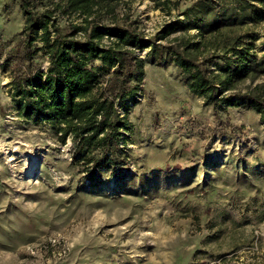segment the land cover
<instances>
[{
  "label": "rangeland",
  "instance_id": "obj_1",
  "mask_svg": "<svg viewBox=\"0 0 264 264\" xmlns=\"http://www.w3.org/2000/svg\"><path fill=\"white\" fill-rule=\"evenodd\" d=\"M24 1L42 11L58 0ZM196 1L119 0L116 13L153 38L169 21L185 19L182 11ZM20 2L0 0V264H264L259 114L205 105L179 68L146 62L135 100L127 113L119 108L129 122L127 168H86L69 137L62 141L50 123L25 117L13 100L15 75L48 63L43 51L21 59L40 42L26 48ZM211 3L254 5L264 14L259 0ZM81 19L68 13L56 21L69 30ZM233 30L255 34L264 55V18ZM147 52L137 54L146 59ZM261 81L264 73L239 87Z\"/></svg>",
  "mask_w": 264,
  "mask_h": 264
},
{
  "label": "trees",
  "instance_id": "obj_2",
  "mask_svg": "<svg viewBox=\"0 0 264 264\" xmlns=\"http://www.w3.org/2000/svg\"><path fill=\"white\" fill-rule=\"evenodd\" d=\"M118 3L58 0L52 9L34 11L28 2H20L24 44L28 49L40 42L30 53L23 52L21 59L31 61L43 51L48 63L35 70L29 65L15 75L10 82L13 100L25 117L50 123L62 141L69 137L79 164L92 170L127 168L123 132L129 122L119 108L125 114L135 100L146 62H170L179 68L184 85L205 105H243L264 122V81L246 85L245 90L239 87L264 73V55H257L255 34L233 30L264 18L261 10L254 5L247 10L242 3L218 4L216 9L211 0H197L182 11L185 19L169 21L149 38L120 21ZM56 12L80 15L82 21L63 30ZM104 15L110 17L108 23L102 22ZM194 28L197 35L190 36L188 31ZM174 33L181 34L169 38ZM166 39L173 42L157 43ZM139 49H148L146 59L139 57ZM212 61L214 69L209 68Z\"/></svg>",
  "mask_w": 264,
  "mask_h": 264
}]
</instances>
